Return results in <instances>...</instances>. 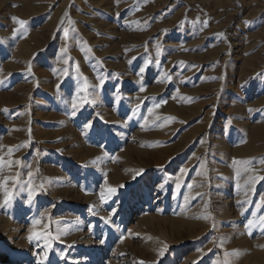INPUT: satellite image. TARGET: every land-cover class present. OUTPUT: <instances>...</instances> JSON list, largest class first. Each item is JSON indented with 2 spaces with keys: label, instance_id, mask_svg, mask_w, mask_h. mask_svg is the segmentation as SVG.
I'll use <instances>...</instances> for the list:
<instances>
[{
  "label": "rangeland",
  "instance_id": "obj_1",
  "mask_svg": "<svg viewBox=\"0 0 264 264\" xmlns=\"http://www.w3.org/2000/svg\"><path fill=\"white\" fill-rule=\"evenodd\" d=\"M0 165V264H264V0H0Z\"/></svg>",
  "mask_w": 264,
  "mask_h": 264
},
{
  "label": "snow or ice",
  "instance_id": "obj_2",
  "mask_svg": "<svg viewBox=\"0 0 264 264\" xmlns=\"http://www.w3.org/2000/svg\"><path fill=\"white\" fill-rule=\"evenodd\" d=\"M67 15V14H66ZM11 19L13 20V22L18 25V28L14 29L13 30V36H15L17 34V32H21V33H24V32H27V27H26V22L21 20V19H18L17 17H11ZM68 23L69 25H71L73 23V21L71 19L68 20ZM205 27H207V23H205ZM74 31V29H72ZM64 38L65 40L67 41L68 39V36H69V29H64ZM219 37H223V33H220L218 34ZM67 50V48H65V51ZM90 51V49H89ZM160 54V50H159V47H157V55ZM129 63H131V61H129ZM147 65H145L146 67ZM145 67H141L140 68V73H143L145 71ZM30 71V69H29ZM259 75V74H258ZM105 83L104 79L103 78H100V85L102 86L103 84ZM141 91H144L143 88L140 89ZM81 92L84 91V89H80ZM117 99H119V96L116 97ZM84 103H87V104H94L95 101L91 100L88 98L87 95H85L84 97ZM83 105L82 104H78L77 103V99L76 98H73L72 100V104H71V107L73 109L72 111V115L75 116L76 115V112L82 107ZM160 105L159 104H156L155 107H159ZM251 111V109L249 110ZM148 112L151 114L153 112V108H149L148 109ZM145 120L147 121V117H145ZM91 125L90 124H85V128H88L90 127ZM9 151L11 152L12 149H9ZM10 164L11 163H16V164H20V161H14V162H9ZM233 164L234 165H238V164H244L246 167L247 166H250L251 164V161H238L236 160L235 158L233 159ZM0 167H2V165H0ZM184 170L181 169V172H183ZM239 174V173H237ZM19 173H17V176L16 177H12V188L10 189L9 187H7V181H8V178H5V180L3 182H0V191H2V200H0V207H3V206H8L12 203V201L16 198V195L19 191H22L23 188H24V185L27 184V200H26V203H28L29 205L32 203L33 201V197L37 194L36 193V188L33 186V184L30 182L31 181V178L33 176V173L32 172H29L28 173V177H29V181L25 182V181H21L18 179L19 177ZM261 179V177H253V178H250L248 183H253L254 181L256 180H259ZM19 185V187H18ZM122 187V186H121ZM179 187V185H178ZM189 188L192 187L191 184L188 185ZM39 188H43V184L39 185ZM108 191L110 193H114L115 192V189L114 188H110L108 189ZM101 198L104 199V196H103V193H101ZM247 201H244V202H241L242 204L245 203ZM261 207H264V196L261 197L260 201L257 202V209L261 208ZM115 211V210H113ZM241 215H243V210L241 212ZM197 218H200V217H197ZM204 219H207L208 217H203ZM101 219H104L105 220V223H108V220L106 218H101ZM40 224V220L39 219H34L32 221V229H35L37 225ZM48 226L45 225V229L47 228ZM213 227H215V225H213ZM256 227H259L260 230L262 232H264V215H259L258 217V221H255V220H252V219H249L245 225V228L246 230H248V234L251 235V230L252 229H255ZM63 233H61L62 235ZM27 239L29 240V242H32L33 240H40V239H44L45 240V245H44V248L42 250V255H43V260H40L38 261V264H44V260H47L48 259V256H47V251L48 250H51L52 248V244H51V240H55V239H59V236H52V234L50 232H38V231H35V230H31L30 229V234L29 236L27 237ZM101 243H103V241H101ZM166 247V246H165ZM238 251L237 250H233V252L231 253H225V259L222 261V262H214V264H230V260L228 259L229 256H236L238 255ZM37 255H41V253H37ZM160 255H163V250H161L160 252ZM60 256V259H68V256H67V253L66 252H61L59 254ZM193 264H196V262H193Z\"/></svg>",
  "mask_w": 264,
  "mask_h": 264
},
{
  "label": "bare ground",
  "instance_id": "obj_3",
  "mask_svg": "<svg viewBox=\"0 0 264 264\" xmlns=\"http://www.w3.org/2000/svg\"><path fill=\"white\" fill-rule=\"evenodd\" d=\"M133 184L134 183H131V182H129V183H127L126 184V188H125V191H127V192H130L131 190H132V186H133ZM84 200V199H83ZM221 199H219V201H220ZM78 202V201H77ZM80 203H82L81 201H80ZM9 211V210H8ZM69 213V212H68ZM66 215H67V213H65ZM78 222V221H77ZM67 224H68V222H67ZM7 225V224H6ZM72 226H74V224H69V225H67V229L66 230H72L73 229V227ZM39 227V226H38ZM36 228H37V226H36ZM36 228H35V231H36ZM37 229H39V228H37ZM55 232H56V234H55V236H59L60 235V231H59V229H56L55 230ZM20 235V234H19ZM16 235H9V237L8 236H4L3 237V239H2V241L4 242V243H6V244H8V245H10V244H12L13 243V238L15 237ZM29 236V235H28ZM150 237V236H149ZM153 238V237H152ZM10 240H11V242H10ZM15 240V239H14ZM146 240V239H145ZM144 240V241H145ZM149 240V239H148ZM154 241V240H153ZM21 242V241H20ZM150 242V241H149ZM51 243H52V240H51ZM163 248H165V246L163 247ZM202 249V248H201ZM200 249V250H201ZM236 249V248H235ZM7 251H8V255H7V257H5V259L3 260V263L4 264H28V260H30L28 257H27V249L25 248V249H21V248H17L16 249V247H10V246H8V248H7ZM20 255H23V257H20Z\"/></svg>",
  "mask_w": 264,
  "mask_h": 264
}]
</instances>
